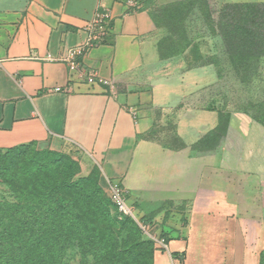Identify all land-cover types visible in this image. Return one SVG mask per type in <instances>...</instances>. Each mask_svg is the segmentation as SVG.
Returning a JSON list of instances; mask_svg holds the SVG:
<instances>
[{
  "label": "crops",
  "instance_id": "obj_1",
  "mask_svg": "<svg viewBox=\"0 0 264 264\" xmlns=\"http://www.w3.org/2000/svg\"><path fill=\"white\" fill-rule=\"evenodd\" d=\"M126 1L0 0V149L34 143L71 155L81 175L99 167L141 217L173 209L154 216L166 245L154 264H261L264 124L198 109L212 67L183 70L181 57L161 55L151 7L181 0ZM103 9L110 32L80 63L115 89L59 60Z\"/></svg>",
  "mask_w": 264,
  "mask_h": 264
},
{
  "label": "trees",
  "instance_id": "obj_2",
  "mask_svg": "<svg viewBox=\"0 0 264 264\" xmlns=\"http://www.w3.org/2000/svg\"><path fill=\"white\" fill-rule=\"evenodd\" d=\"M233 5L248 7L245 16L264 18L251 10L264 4ZM80 174L71 155L34 143L0 149V190L7 193L0 192V264H69L72 251L80 252L82 264L127 262L142 238L139 225L118 211L98 175Z\"/></svg>",
  "mask_w": 264,
  "mask_h": 264
},
{
  "label": "rangeland",
  "instance_id": "obj_3",
  "mask_svg": "<svg viewBox=\"0 0 264 264\" xmlns=\"http://www.w3.org/2000/svg\"><path fill=\"white\" fill-rule=\"evenodd\" d=\"M247 8L223 4L220 0H181L165 8L152 6L151 12L165 57L176 53L175 56L182 58L183 70L212 67L213 78L206 77L204 86L197 88L193 97L198 109L220 111L223 117L243 112L264 123V28H260L264 27L261 25L264 18L245 16L249 13ZM251 10L264 14L261 6ZM245 19L251 23L246 27L243 26ZM234 22L239 28L232 24ZM96 168L99 169L95 167L88 175L80 174V177L98 175L100 185L112 202L114 185L103 177L100 169L96 174ZM0 192L7 196L4 190ZM166 210L173 209L154 210L152 218L141 217L135 211L138 220H134L142 238L137 240L134 250L125 255V264H152L162 230V225L154 222V216L156 212L167 214ZM68 261L82 264L80 252L72 251ZM261 264H264V253Z\"/></svg>",
  "mask_w": 264,
  "mask_h": 264
},
{
  "label": "built area",
  "instance_id": "obj_4",
  "mask_svg": "<svg viewBox=\"0 0 264 264\" xmlns=\"http://www.w3.org/2000/svg\"><path fill=\"white\" fill-rule=\"evenodd\" d=\"M126 4L131 7L136 6L134 0H127ZM112 20L113 15L109 10L103 9L102 11H98L94 18L84 27V31L88 35L87 41L81 45L67 49L66 53L59 60L64 62L71 72L77 73L81 79L87 80L89 84L107 86L115 89L112 81L100 77L95 72H89L80 63V59L86 52L97 43H101L109 34ZM56 90L61 91L60 88ZM111 197L113 204L121 214L138 220L135 210L128 204L127 199L119 188L113 187ZM157 243L166 247L165 240L161 242L157 240Z\"/></svg>",
  "mask_w": 264,
  "mask_h": 264
}]
</instances>
